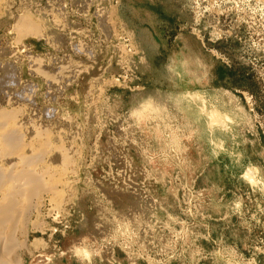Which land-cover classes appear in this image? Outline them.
<instances>
[{"label":"rangeland","instance_id":"obj_1","mask_svg":"<svg viewBox=\"0 0 264 264\" xmlns=\"http://www.w3.org/2000/svg\"><path fill=\"white\" fill-rule=\"evenodd\" d=\"M2 112L71 158L9 264H264V0H0Z\"/></svg>","mask_w":264,"mask_h":264},{"label":"bare ground","instance_id":"obj_2","mask_svg":"<svg viewBox=\"0 0 264 264\" xmlns=\"http://www.w3.org/2000/svg\"><path fill=\"white\" fill-rule=\"evenodd\" d=\"M17 26L16 27L18 28V31L21 35L39 36L40 34L39 27L36 25V23L34 24L33 21L29 20L27 17L26 18L23 17L22 19H20ZM30 59L33 61L31 64L32 65L31 67L35 65L39 73L44 74V75L47 74V72L44 70L45 67H43L42 65L43 63L41 62V59L39 58L32 59L31 57ZM49 75L47 76L48 79L50 78ZM51 76L52 77L49 79V81L50 80L52 81L50 82L58 81L57 79L58 77L56 76L54 77L53 75ZM53 78H56V79H53ZM29 90L27 89V92H26L27 96H30L31 89L29 88ZM22 92H25V91H22ZM0 116L4 120L3 124L9 128L6 132L0 134V145H1L0 146V157L3 156V159H5L4 157H10L13 155L17 157L16 159L13 158L14 160L10 162L11 166L6 167V168L3 166H0V194H1V198H0V245L2 244L4 245L2 246L3 248L0 247L1 248L0 264H9L8 257L2 258L3 252H5L8 247H10L15 237L14 235L19 230H21L23 227V224L27 222L26 220L28 218V215L30 214L31 210L35 209L36 203L39 200L38 198H40L43 194H48L51 196L53 203H55L56 205L60 204L61 201L63 200L62 193L58 191V187L64 186L65 184L68 183L67 173H70L68 172V169H69V165L71 162L70 161L71 158H69L68 156L67 149L65 150L64 147L62 148V146L59 148L58 146L57 147L54 146L55 151L57 152V156L61 158L60 165L58 164L59 166L58 165L56 166L58 167L56 170L53 168L55 171L53 169L49 170L50 167L49 168L46 167L47 169H45V166L41 167V165H39V162H41V160L42 162H44L43 158L46 157L45 154L49 153L50 149H47V147H49L47 145L41 146L43 142L40 140H38L40 141L38 142L40 144L38 145V147H36L34 143L33 144L35 146L32 145V147H30L31 150L30 149L29 150L32 153V155L30 154V152L28 153L27 151V153L31 155L30 157H25L26 153L25 154L23 153L24 155V156L22 155L23 157H19L21 155L20 154L21 152L19 153L20 155L16 156V154H18V151L22 148L21 141H23V139L21 140V137H22L21 125L20 123L17 122V120L12 115V113L2 112L0 113ZM6 126H3V128ZM48 140H50L49 136H48ZM43 144H48V143L46 141ZM49 144H50L49 148H52L51 146L52 144L51 143ZM25 151L26 150L24 149V152ZM52 151L50 153H52ZM18 163H20V166L17 165ZM15 166L16 167L19 166L20 168L19 167L16 168ZM10 254L11 253H9L8 256Z\"/></svg>","mask_w":264,"mask_h":264}]
</instances>
